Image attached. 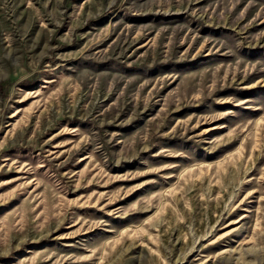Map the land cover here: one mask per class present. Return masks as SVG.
I'll return each mask as SVG.
<instances>
[{"label": "rangeland", "instance_id": "374dc122", "mask_svg": "<svg viewBox=\"0 0 264 264\" xmlns=\"http://www.w3.org/2000/svg\"><path fill=\"white\" fill-rule=\"evenodd\" d=\"M0 264H264V0H0Z\"/></svg>", "mask_w": 264, "mask_h": 264}]
</instances>
